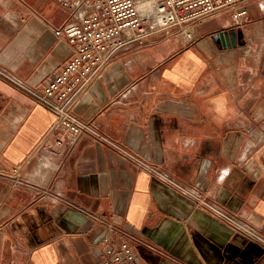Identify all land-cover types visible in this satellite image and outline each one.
I'll return each instance as SVG.
<instances>
[{"label":"crops","instance_id":"obj_1","mask_svg":"<svg viewBox=\"0 0 264 264\" xmlns=\"http://www.w3.org/2000/svg\"><path fill=\"white\" fill-rule=\"evenodd\" d=\"M244 5L129 41L74 106L93 131L63 137L30 90L71 56L70 12L0 0V68L28 85L0 74V264H97L107 237L139 264H264V0Z\"/></svg>","mask_w":264,"mask_h":264},{"label":"built area","instance_id":"obj_2","mask_svg":"<svg viewBox=\"0 0 264 264\" xmlns=\"http://www.w3.org/2000/svg\"><path fill=\"white\" fill-rule=\"evenodd\" d=\"M70 12L69 20L53 28L56 36L66 38L72 54L51 80L37 94L41 103L54 114L51 131L64 136H77L93 131L86 120L74 112V106L89 86L109 67L113 57L131 40L145 41L156 33L177 31L192 38L191 23L200 21L219 9L233 8L232 20L242 25L248 0H56ZM0 74L28 88L19 78L0 68ZM63 137L56 141L61 145ZM126 153L133 159L134 154ZM200 206L227 216L236 223L237 231L245 238L262 240L248 223L232 218L205 197L193 192ZM97 264H139L136 254L127 243L119 246L111 237L105 238V254Z\"/></svg>","mask_w":264,"mask_h":264},{"label":"clouds","instance_id":"obj_3","mask_svg":"<svg viewBox=\"0 0 264 264\" xmlns=\"http://www.w3.org/2000/svg\"><path fill=\"white\" fill-rule=\"evenodd\" d=\"M45 166L49 169L55 167L54 161H52V159L50 157L46 158V165ZM30 176H31V178L37 180L38 182H42L46 178L44 175H42L39 168L34 169L33 172L30 173Z\"/></svg>","mask_w":264,"mask_h":264},{"label":"rangeland","instance_id":"obj_4","mask_svg":"<svg viewBox=\"0 0 264 264\" xmlns=\"http://www.w3.org/2000/svg\"><path fill=\"white\" fill-rule=\"evenodd\" d=\"M171 33H175V34H179V35H180V33H179V32H177V31H172Z\"/></svg>","mask_w":264,"mask_h":264},{"label":"water","instance_id":"obj_5","mask_svg":"<svg viewBox=\"0 0 264 264\" xmlns=\"http://www.w3.org/2000/svg\"><path fill=\"white\" fill-rule=\"evenodd\" d=\"M235 44V42H233ZM236 45V44H235Z\"/></svg>","mask_w":264,"mask_h":264}]
</instances>
